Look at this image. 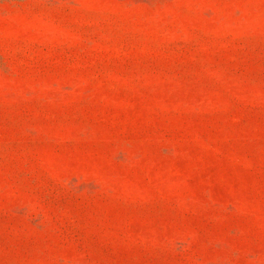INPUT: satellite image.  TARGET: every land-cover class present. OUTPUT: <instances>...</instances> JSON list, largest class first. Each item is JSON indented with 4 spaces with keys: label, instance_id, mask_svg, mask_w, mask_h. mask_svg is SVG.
<instances>
[{
    "label": "rangeland",
    "instance_id": "374dc122",
    "mask_svg": "<svg viewBox=\"0 0 264 264\" xmlns=\"http://www.w3.org/2000/svg\"><path fill=\"white\" fill-rule=\"evenodd\" d=\"M0 264H264V0H0Z\"/></svg>",
    "mask_w": 264,
    "mask_h": 264
}]
</instances>
